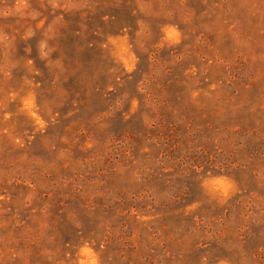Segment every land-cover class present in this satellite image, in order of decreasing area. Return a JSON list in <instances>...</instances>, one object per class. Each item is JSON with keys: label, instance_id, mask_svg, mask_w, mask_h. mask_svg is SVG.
I'll use <instances>...</instances> for the list:
<instances>
[{"label": "rangeland", "instance_id": "374dc122", "mask_svg": "<svg viewBox=\"0 0 264 264\" xmlns=\"http://www.w3.org/2000/svg\"><path fill=\"white\" fill-rule=\"evenodd\" d=\"M0 264H264V0H0Z\"/></svg>", "mask_w": 264, "mask_h": 264}]
</instances>
